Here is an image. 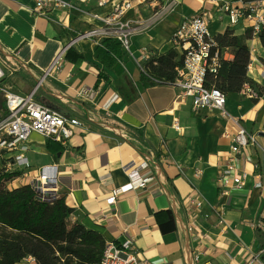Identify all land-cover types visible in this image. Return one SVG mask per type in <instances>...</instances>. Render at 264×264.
<instances>
[{
	"label": "crops",
	"instance_id": "obj_1",
	"mask_svg": "<svg viewBox=\"0 0 264 264\" xmlns=\"http://www.w3.org/2000/svg\"><path fill=\"white\" fill-rule=\"evenodd\" d=\"M71 1L74 9H48L39 15L32 0H0V51L17 65L6 74V84L21 94L35 91L38 101L82 122L57 154L46 147L48 138L33 132L27 152L30 174L57 164L59 196H65L74 209L70 224L86 219L103 228L107 242L122 245L131 240L138 264H248L252 259H257L254 264L264 263V236L252 225L264 208V186L255 187L259 178L264 182V80L259 74L264 71V45L260 37L248 40L253 66L249 75L262 94L252 99L243 91L229 93L226 109L231 118L215 109L196 110L190 98L178 97L180 89L172 83L156 81L140 88L143 70L137 63L146 62L144 48L153 57L171 49L181 55L172 41L176 28L203 11L211 16L213 36L227 29L244 34L247 24L230 25L222 9L228 3L242 6L244 0H177L175 12L134 35L135 57L123 49V57L112 67L98 58L96 39L79 35L99 24L83 11L107 15L123 0L103 5L101 0ZM133 1L135 8L128 18L147 19L153 0ZM72 46L84 60L66 58ZM63 49L60 67L51 69ZM223 57L233 60L234 54L225 50ZM122 78L136 96L131 102L121 94ZM114 93L120 98L109 103ZM232 118L257 135L263 151L247 148L238 160V166L250 173L246 186L224 189L218 181L219 169L238 129ZM145 160L149 166L139 173L151 179L147 185L108 204L112 191L129 181L128 168L139 167ZM191 197L200 199L202 207L191 206ZM168 210L175 217L174 231L160 226L171 228L169 215H157Z\"/></svg>",
	"mask_w": 264,
	"mask_h": 264
},
{
	"label": "built area",
	"instance_id": "obj_2",
	"mask_svg": "<svg viewBox=\"0 0 264 264\" xmlns=\"http://www.w3.org/2000/svg\"><path fill=\"white\" fill-rule=\"evenodd\" d=\"M32 1L34 3L33 10L39 15H45L48 9L71 10L75 8L71 0ZM109 1L101 0V4H106ZM152 2L154 9L151 15L143 20L128 18V12L135 8L133 0H123L115 4L113 10L107 15L83 11L91 15L99 24L80 34L79 38H94L99 45L106 37L115 38L129 55L135 57L134 35L148 29L164 17H168L176 11L178 6L177 0H153ZM262 3L261 0L244 3L242 6L228 3L222 6V9L230 25L235 26L244 22L247 24V28L251 29L252 36L259 37L264 30ZM210 17L207 11H203L184 19L176 28L172 41L176 45V49L180 51L183 62L175 68L174 85L180 89L178 97L190 98L196 110L215 109L220 111L225 118H231L226 109L228 96L220 89L209 88L206 85L208 73L216 72L220 60V53L216 49L217 43L209 29ZM65 51L66 49H63L59 53L51 69L60 67ZM143 56L147 61L153 57V54L149 49L144 48ZM137 63L144 71L143 64L139 61ZM1 69L0 96L3 99V106L0 107V172L17 173L9 181L10 189L28 181L42 201L53 203L59 197L58 165H45L39 168L35 175L30 174L31 162L27 156L30 136L33 132H37L66 146L74 135V128L81 126L82 122L78 118L66 115L62 111L38 101L35 98V91L29 94L15 92L3 82L6 75L2 67ZM249 69H253L252 63H250ZM259 74L264 80V71H259ZM243 93L250 98L258 96L254 88L248 84L244 87ZM119 98V94L114 93L109 103ZM232 119L238 129L232 138L230 154L219 169L218 181L224 189L233 186L237 188L246 186L250 173L238 166V160L247 148L261 147L256 134L241 125L239 120ZM148 166L149 161L145 160L139 167L128 168L129 181L112 191V195L107 200L108 204L116 203L122 194L145 187L151 179L141 177L139 170ZM263 186L264 182L259 178L255 187L262 188ZM189 204L202 207L203 202L191 197ZM252 225L264 236V208ZM133 248L131 240L122 245L107 242L101 260L91 264H138V258ZM262 252L264 253V248ZM25 260H28V264H36L33 256H28ZM196 260L200 261L199 253L196 254ZM256 260L252 259L248 264H254ZM200 264L212 263L202 262ZM260 264L264 263L260 262Z\"/></svg>",
	"mask_w": 264,
	"mask_h": 264
},
{
	"label": "trees",
	"instance_id": "obj_3",
	"mask_svg": "<svg viewBox=\"0 0 264 264\" xmlns=\"http://www.w3.org/2000/svg\"><path fill=\"white\" fill-rule=\"evenodd\" d=\"M257 0H244L245 3ZM251 29L242 35L234 29L214 36L216 49L220 53L219 66L216 72L207 75L206 85L216 87L227 96L229 93L242 92L244 87L251 85L257 92L258 99L262 94L261 86L249 75L251 50L248 40L252 38ZM264 45V30L259 35ZM229 50L234 54L233 60L223 57ZM98 58L108 67L115 66L118 58L123 57L121 43L112 37L101 41L97 49ZM66 58L78 62L84 56L75 47H70ZM183 62V57L175 49L165 54L154 56L143 63L140 88L155 84L156 81L174 84L175 68ZM103 77V73H100ZM6 76L3 82L6 83ZM121 94L127 102L136 96L125 78L120 79ZM258 89V91H257ZM3 99H0V107ZM5 113V110H4ZM46 147L54 154L62 152L64 146L48 138ZM258 164L260 161H257ZM17 173L0 172V264H18L28 256L35 258L36 264H91L101 260L107 245L103 228L90 224L86 219L70 224V215L74 209L68 205L65 196H59L53 203L42 201L29 183L9 188V181ZM7 184L5 187L4 184ZM169 215L167 228L161 223L163 231L176 229L172 210L159 212Z\"/></svg>",
	"mask_w": 264,
	"mask_h": 264
},
{
	"label": "rangeland",
	"instance_id": "obj_4",
	"mask_svg": "<svg viewBox=\"0 0 264 264\" xmlns=\"http://www.w3.org/2000/svg\"><path fill=\"white\" fill-rule=\"evenodd\" d=\"M166 18L167 17H164L163 19H166ZM0 65L3 68L5 75L8 74V76L14 71L15 68H17V65L15 63H13L9 58L5 57L1 53V51H0ZM0 99H2L1 96H0ZM260 144H262V143H260ZM261 147L258 146V149H260V151H263V148H261ZM0 166H1V160H0ZM6 185L7 184L5 183L4 186L7 187Z\"/></svg>",
	"mask_w": 264,
	"mask_h": 264
},
{
	"label": "bare ground",
	"instance_id": "obj_5",
	"mask_svg": "<svg viewBox=\"0 0 264 264\" xmlns=\"http://www.w3.org/2000/svg\"><path fill=\"white\" fill-rule=\"evenodd\" d=\"M1 71H2V69H1V67H0V73H1Z\"/></svg>",
	"mask_w": 264,
	"mask_h": 264
}]
</instances>
